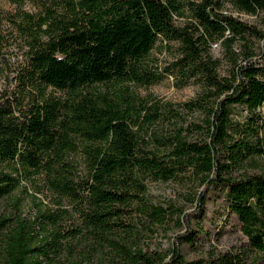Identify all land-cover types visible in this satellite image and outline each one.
I'll return each mask as SVG.
<instances>
[{"label":"trees","instance_id":"16d2710c","mask_svg":"<svg viewBox=\"0 0 264 264\" xmlns=\"http://www.w3.org/2000/svg\"><path fill=\"white\" fill-rule=\"evenodd\" d=\"M9 1L17 9L0 10V63L10 64L17 38L21 59L10 67L13 87L0 88V201L22 181H38L55 206L26 218L18 199L10 214L0 212V264H83L94 251L112 264H251V252L264 256V174L245 172L264 156V30L223 11L228 3L257 14L264 0H45L36 11ZM175 15L191 20L177 25ZM253 37L263 41L260 54ZM160 38L179 43L173 65L184 83L201 86L181 104L199 117L164 132L152 127L174 113L172 104L128 90L161 79L152 57ZM217 42L227 75L211 55ZM108 86L122 87L113 94ZM237 107L248 112L243 122ZM186 176L224 193L247 238L243 249L183 254L182 245L198 247L192 217L206 213L207 193L185 212L153 201L147 186ZM171 222L186 230L168 251L136 244L140 230Z\"/></svg>","mask_w":264,"mask_h":264},{"label":"rangeland","instance_id":"374dc122","mask_svg":"<svg viewBox=\"0 0 264 264\" xmlns=\"http://www.w3.org/2000/svg\"><path fill=\"white\" fill-rule=\"evenodd\" d=\"M45 0H25L21 1L22 8L27 11H36L39 5ZM17 6L9 0H0V10L5 12L16 11ZM223 11L233 14L242 20L256 25L259 29L264 30V12L257 14H247L233 8L231 4H225ZM175 15V23L184 25L191 20L190 17ZM254 49L260 54L263 47V41L253 37ZM20 39L14 41L11 47L9 65L0 63V88L10 89L14 85L12 79L14 73L10 71V67L15 66L17 61L21 59ZM243 43L237 42L233 46L236 53H241ZM241 45V46H240ZM179 43L175 40H167L160 38L152 51V57L155 63V70L161 73V79L148 86H139L128 84V90L140 97L146 98L151 104L158 103L159 106H167L171 103L174 107V113H164V120L158 121L152 130L164 132L166 129L174 127L175 122L179 125H187L199 117L198 111H190L184 109L181 104L194 98L201 90L200 84L189 79L186 83L181 78L178 69L173 65L176 56L179 53ZM211 55L217 58L219 62L218 72L220 75H227L230 69V61L226 55L225 48L217 42L211 46ZM257 55L254 60H257ZM242 59H240V62ZM120 87L108 86L107 92L117 93ZM111 94V95H113ZM264 117V107L261 108ZM248 112L243 107L235 109L234 117L239 121H245ZM168 116V118L166 117ZM264 122V120H263ZM264 135V133H261ZM245 172H260L264 174V156H256L253 161L245 167ZM240 171H234V175H238ZM149 197L153 201L167 205L173 203L175 206H181L185 212H193L197 206L196 196L200 192H206L204 185H198L197 182L191 181L184 177L183 179L163 181H152L148 183ZM195 195V196H194ZM195 198V199H194ZM18 207L17 211L26 218H32L38 215L40 210L46 208H54V195L38 181L26 182L22 181L19 188L9 197L0 201V212L9 213L14 211V204ZM224 193L220 189L212 190L206 196V213L201 217H192V223L195 229L199 230L200 239L198 247L195 249L182 245L183 254L189 258H208L217 256L226 251L238 252L243 249L247 238L240 229V223L234 214L229 213L225 203ZM186 230L184 225L178 226L177 223L171 222L169 225L157 226L153 230L142 229L135 237L136 244L143 248H150L157 251H168L172 246L174 237ZM111 257L105 252H91L89 260H83V264H112ZM248 263L264 264V256L251 252Z\"/></svg>","mask_w":264,"mask_h":264}]
</instances>
